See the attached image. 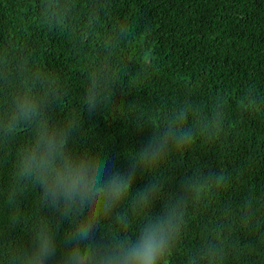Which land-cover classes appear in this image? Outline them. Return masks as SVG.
I'll return each instance as SVG.
<instances>
[{
	"label": "clouds",
	"instance_id": "1",
	"mask_svg": "<svg viewBox=\"0 0 264 264\" xmlns=\"http://www.w3.org/2000/svg\"><path fill=\"white\" fill-rule=\"evenodd\" d=\"M35 23L46 32L70 36L92 55L83 72L78 106L67 107L68 80L43 67L26 41L9 40L0 46V152H7L20 133L8 181L0 187V264H232L242 254L233 239L237 228L255 220L251 195L238 207L222 200L232 182L223 169L190 166L180 191L166 190L170 169L183 165L196 145L220 142L228 126L229 98L215 96L210 104L185 98L155 113H130L137 126L153 129L148 143L127 150L132 161L125 172L109 169L103 157L79 146L86 134L83 113L107 109L122 91L126 70L116 53L130 35L127 22L104 31L110 0H36ZM143 71L148 73L150 61ZM136 87V81L127 79ZM137 88V87H136ZM241 113L264 111V95L254 87L242 94ZM135 105V104H132ZM128 107V106H127ZM112 115V114H111ZM152 179L133 190L137 172ZM34 197V198H33ZM157 201L162 208L154 212ZM28 202L30 215L21 210ZM51 213L52 215H50ZM213 219L201 226L199 239L190 232L195 218ZM58 217L67 221L59 237ZM19 229L22 233L15 236ZM102 231L107 239H96ZM62 255L56 259L57 247Z\"/></svg>",
	"mask_w": 264,
	"mask_h": 264
},
{
	"label": "trees",
	"instance_id": "2",
	"mask_svg": "<svg viewBox=\"0 0 264 264\" xmlns=\"http://www.w3.org/2000/svg\"><path fill=\"white\" fill-rule=\"evenodd\" d=\"M35 3L0 0V46L9 40L28 42L43 67L68 80L67 107H77L93 42L81 49L70 36L41 30L35 23ZM120 22L131 28L129 39L116 53V63L127 73L125 83L117 93L112 115L107 109L84 111L86 134L80 137L79 146L102 157L107 154L109 169L125 172L132 165L127 150L145 146L153 129L150 125L138 127L132 116L120 117L124 105L127 112L154 118L155 113L186 97L210 104L215 96L225 95L229 98L225 136L215 144L197 141L185 163L170 169L172 179L165 188L180 191L183 176L191 172L189 165L203 164L205 171L217 168L230 173L231 185L221 199L231 201L235 208L251 195L256 204L253 225L246 230L238 227L234 233L233 239L243 251L232 264H264V111L254 115L240 111L248 87L264 95V0H110L104 31ZM146 59L150 61L148 73L143 71ZM127 79L135 80L137 88ZM23 141L20 133L9 151L0 152V187L7 183L16 146ZM151 179L138 171L133 190ZM161 208L162 201H157L153 211ZM21 210L30 215L28 202ZM54 218L62 238L67 221ZM213 218L209 213L193 220L192 242L199 239L201 226ZM4 222L5 215L0 213V225ZM13 235L22 233L17 229ZM102 237L107 239L98 231L96 239L103 242ZM61 255L58 246L56 259ZM49 264H55V259Z\"/></svg>",
	"mask_w": 264,
	"mask_h": 264
}]
</instances>
